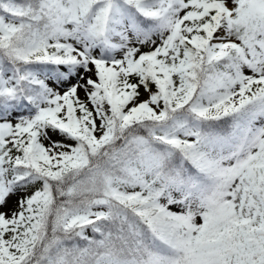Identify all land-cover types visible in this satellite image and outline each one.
I'll return each mask as SVG.
<instances>
[{"label": "snow or ice", "instance_id": "snow-or-ice-1", "mask_svg": "<svg viewBox=\"0 0 264 264\" xmlns=\"http://www.w3.org/2000/svg\"><path fill=\"white\" fill-rule=\"evenodd\" d=\"M0 264H264V0H0Z\"/></svg>", "mask_w": 264, "mask_h": 264}]
</instances>
